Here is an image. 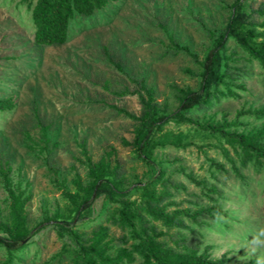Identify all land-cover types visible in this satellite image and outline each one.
<instances>
[{
    "label": "rangeland",
    "instance_id": "rangeland-1",
    "mask_svg": "<svg viewBox=\"0 0 264 264\" xmlns=\"http://www.w3.org/2000/svg\"><path fill=\"white\" fill-rule=\"evenodd\" d=\"M233 1L117 0L91 22L73 23L65 44L39 46L31 20L34 0H0V96L15 101L12 110L0 111V234L7 237L2 228L14 224L12 199L2 177L7 165L15 192L30 195L25 205L28 229L45 223L26 239L13 264H82L68 231L54 222L63 220H74L87 237L93 235L95 224L101 225L104 241L113 246L112 255L135 257V262L125 264L141 261L133 230L123 231L109 220L117 215L120 203L109 204L102 195L81 220L74 219L83 199L77 177L84 184L90 181L81 145L93 161L104 159L113 165L117 158L124 163L121 190L147 181L155 169L135 160L132 148L122 143L132 138L134 122L110 105L138 113L139 94L144 92L133 80L144 79L146 87L154 89L158 115L177 110L178 89L197 90L202 68L184 51L173 52L169 38L189 46L203 60L224 32ZM260 2L264 0H243L244 13ZM249 21L257 40L264 41V18L252 14ZM221 55L246 72L231 84L234 93L207 110L186 113L231 132L255 131L264 118L244 113L264 108V67L232 39ZM112 60L120 62L122 70ZM36 115L50 124L45 135ZM211 160L223 163L226 171L215 169ZM153 161L179 188L167 201L168 210H195L210 202L191 178L219 189L217 204L224 214L189 225L200 233L201 252L215 259L226 254L232 263L264 259V167L254 163L240 167L225 140L175 121L164 126ZM232 162L241 176L234 173ZM6 258L0 244V264Z\"/></svg>",
    "mask_w": 264,
    "mask_h": 264
},
{
    "label": "trees",
    "instance_id": "trees-1",
    "mask_svg": "<svg viewBox=\"0 0 264 264\" xmlns=\"http://www.w3.org/2000/svg\"><path fill=\"white\" fill-rule=\"evenodd\" d=\"M115 1L117 0H34L31 20L35 43L39 46L65 44L72 35L73 23L91 22L98 11ZM252 14L264 18V2H260L256 8H252L250 13L246 14L243 11V0H234L230 5V17L224 32L215 40L203 60H200L198 54L191 51L189 46L180 45L174 38H169L173 52L184 51L202 68L197 90L178 89L180 106L174 112L158 115L154 89L146 87L144 79L133 80L138 91L144 92V95L139 94L141 109L138 113L110 105L117 113L134 122L132 138L122 139V143L132 148L135 160L145 162L155 169L147 181L135 183L130 189L121 190L119 186L126 173L124 163L117 158L113 165L106 163L104 159L93 161L85 144L81 145L90 181L84 184L80 177H77L76 185L83 193V199L76 205L74 219L81 220L82 213L102 195L109 204L120 203L117 215L109 220L123 231L127 228L133 230L139 240L138 250L141 261L138 264H264V259L255 258L232 263L231 258L226 254L215 259L201 252L200 233L189 225H200L204 221L224 214L217 204L219 189L191 178L200 187L201 194L210 202L200 205L195 210H168L167 201L179 188L170 177H165V169L153 161L154 151L164 135V126L170 121H175L196 126L225 140L236 154L240 167H246L250 163L264 167V125L250 133H237L224 129L223 125L200 123L186 113L192 110H207L222 98L233 94L231 84L246 73L229 57L221 55L228 40H234L264 67V41L257 40L253 23L249 21ZM112 61L122 70L120 62ZM212 85H215L214 89H211ZM14 106L13 97L0 96V111L12 110ZM244 114L261 119L264 118V108L252 114L248 112ZM36 121L45 135L50 124L45 123L37 115ZM226 154H229L228 150ZM210 162L215 169L226 171L223 163L214 160ZM232 169L236 175L241 176L240 168L235 162H232ZM10 171V165L2 170L4 184L12 199L14 219V224H7L2 228L7 237L0 234V244L7 252L3 264H13L18 260L26 239L34 236L45 224L39 223L35 228L28 229L25 205L30 200V195L24 196L22 190L15 192L11 186ZM54 222L68 231L78 248L82 264H125L126 261L129 263L136 261L133 255L121 253L112 255L113 246L109 241H104L105 235L102 232L104 229L101 225L95 224L93 235L87 237L75 227L74 220ZM137 225L139 231L136 229ZM119 240L125 242L124 237H120Z\"/></svg>",
    "mask_w": 264,
    "mask_h": 264
}]
</instances>
